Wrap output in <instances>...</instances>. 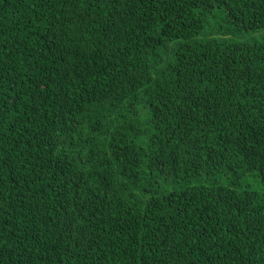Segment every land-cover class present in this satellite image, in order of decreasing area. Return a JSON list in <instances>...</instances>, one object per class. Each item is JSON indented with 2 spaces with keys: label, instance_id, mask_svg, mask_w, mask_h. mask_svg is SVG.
<instances>
[{
  "label": "trees",
  "instance_id": "obj_1",
  "mask_svg": "<svg viewBox=\"0 0 264 264\" xmlns=\"http://www.w3.org/2000/svg\"><path fill=\"white\" fill-rule=\"evenodd\" d=\"M262 25L0 0V264H264Z\"/></svg>",
  "mask_w": 264,
  "mask_h": 264
},
{
  "label": "snow or ice",
  "instance_id": "obj_2",
  "mask_svg": "<svg viewBox=\"0 0 264 264\" xmlns=\"http://www.w3.org/2000/svg\"><path fill=\"white\" fill-rule=\"evenodd\" d=\"M106 3H113L114 6L121 8V9H127L128 7H130L131 5H139V0H105ZM135 10V9H134ZM261 27H264V25H262ZM101 39H103V37H101ZM262 43H264V41H261ZM163 264H167V261H163Z\"/></svg>",
  "mask_w": 264,
  "mask_h": 264
},
{
  "label": "rangeland",
  "instance_id": "obj_3",
  "mask_svg": "<svg viewBox=\"0 0 264 264\" xmlns=\"http://www.w3.org/2000/svg\"><path fill=\"white\" fill-rule=\"evenodd\" d=\"M218 179H219V181H221V182H224L226 179L224 178V177H221V176H219V177H217Z\"/></svg>",
  "mask_w": 264,
  "mask_h": 264
}]
</instances>
